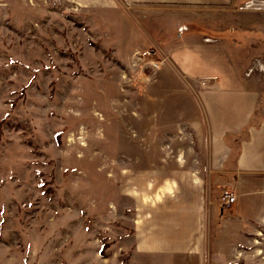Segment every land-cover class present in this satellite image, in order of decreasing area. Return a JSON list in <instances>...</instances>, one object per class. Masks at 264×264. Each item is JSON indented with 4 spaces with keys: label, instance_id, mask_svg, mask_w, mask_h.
<instances>
[{
    "label": "rangeland",
    "instance_id": "1",
    "mask_svg": "<svg viewBox=\"0 0 264 264\" xmlns=\"http://www.w3.org/2000/svg\"><path fill=\"white\" fill-rule=\"evenodd\" d=\"M232 7L0 0V264H167L134 254L123 176L210 185L204 84L162 56L188 25L231 45L264 111V0Z\"/></svg>",
    "mask_w": 264,
    "mask_h": 264
},
{
    "label": "crops",
    "instance_id": "2",
    "mask_svg": "<svg viewBox=\"0 0 264 264\" xmlns=\"http://www.w3.org/2000/svg\"><path fill=\"white\" fill-rule=\"evenodd\" d=\"M119 1L139 8L234 13L237 3ZM187 27L191 33L186 38L179 35L184 49L167 48L162 56L204 84L199 98L209 131L210 185L190 171L176 170L168 184L158 182L159 191L151 192L160 177L146 171L124 175L128 187L123 194L134 202V254L167 264H264V111L257 113V91L243 80L234 60L224 56L231 45L224 38L199 35L193 25ZM233 41L241 47L240 41ZM135 185L137 192L131 189ZM224 190L236 197L230 209L221 206Z\"/></svg>",
    "mask_w": 264,
    "mask_h": 264
},
{
    "label": "built area",
    "instance_id": "3",
    "mask_svg": "<svg viewBox=\"0 0 264 264\" xmlns=\"http://www.w3.org/2000/svg\"><path fill=\"white\" fill-rule=\"evenodd\" d=\"M235 200L236 197L234 193L230 190H224L220 197L221 206L226 209H230L234 204Z\"/></svg>",
    "mask_w": 264,
    "mask_h": 264
},
{
    "label": "trees",
    "instance_id": "4",
    "mask_svg": "<svg viewBox=\"0 0 264 264\" xmlns=\"http://www.w3.org/2000/svg\"><path fill=\"white\" fill-rule=\"evenodd\" d=\"M100 255H101V256H104L102 252H101V254H100Z\"/></svg>",
    "mask_w": 264,
    "mask_h": 264
}]
</instances>
